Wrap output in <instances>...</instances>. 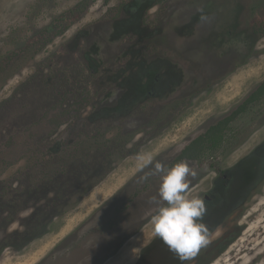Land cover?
I'll list each match as a JSON object with an SVG mask.
<instances>
[{"label": "rangeland", "instance_id": "374dc122", "mask_svg": "<svg viewBox=\"0 0 264 264\" xmlns=\"http://www.w3.org/2000/svg\"><path fill=\"white\" fill-rule=\"evenodd\" d=\"M263 17L264 0H0V264H34L84 224L86 238L105 233L135 183L146 233L108 264L146 249L143 264H264V95L181 160L205 205L195 255L155 236L150 200L155 164L180 162L264 80V35L251 30Z\"/></svg>", "mask_w": 264, "mask_h": 264}, {"label": "clouds", "instance_id": "9594fccd", "mask_svg": "<svg viewBox=\"0 0 264 264\" xmlns=\"http://www.w3.org/2000/svg\"><path fill=\"white\" fill-rule=\"evenodd\" d=\"M151 162L150 156L144 161ZM155 170L161 174V182L158 196L150 198L157 204V212L151 219L153 232L182 261L187 260L207 243L208 229L200 222L205 212L204 202L186 193V178L192 171L186 162L180 161L171 167L157 162Z\"/></svg>", "mask_w": 264, "mask_h": 264}, {"label": "flooded vegetation", "instance_id": "af4514ba", "mask_svg": "<svg viewBox=\"0 0 264 264\" xmlns=\"http://www.w3.org/2000/svg\"><path fill=\"white\" fill-rule=\"evenodd\" d=\"M194 140H192L187 146H185L182 149L181 153L177 156L176 161L178 160L181 161L185 159L189 161L197 160L200 154L206 152V147L200 144L199 147L196 149L194 157L192 158L183 157V158L178 159V157L182 154V152L188 146L192 145V142ZM219 175H223V173L220 172ZM222 177H225V175H223ZM137 189L141 190L142 187L136 185L135 183L133 190L130 192V195H135L136 200L131 202L132 204L129 207H126L125 209L120 211L121 206L119 204L123 202L121 200L118 201L120 202L119 204L118 202H115L112 205V207L108 211L107 222H108V226L110 227L108 231H106L103 234H101L100 231H97L92 236L89 235L86 238V234L82 230L86 225L84 224L81 226L80 229H77L76 232L73 231L68 236H66L64 239H62L60 242H58L56 245H54L53 248L48 253H46L39 261H37L34 264H62L68 257H70V255L74 251H78V250H80L83 255H81L80 259L76 261L75 263H69V264H108L111 260L113 261L116 255L121 253L122 251L121 249L123 247L126 248L135 239L142 237L146 233V226L148 223L147 211H145L144 206L140 208L134 205L136 201L142 204L138 200V197L139 195H142L143 193L137 191ZM153 189L154 191L151 193V195H158L159 185L154 186ZM156 205L157 204L153 203V206H155L157 209ZM102 210L103 209H100L99 211H102ZM121 214L122 215L125 214L124 218L119 217V215ZM95 216L96 215H94V217ZM95 220L97 219L93 218V220L91 221L95 222ZM100 222L99 224H97L96 222L94 227L95 226L99 227ZM107 235L109 236V239H107L108 244L105 247H103L102 250L97 249L98 247L101 246L103 242L102 237L106 238ZM78 242H81V244H79V248L73 249L74 245L77 244ZM104 244H105V241L103 242L102 246H104ZM158 244H159V238L153 241H149L146 247H149L150 248L149 250H152L155 246L157 247ZM90 249H92L91 253L85 255V253L88 252ZM148 253H152V251H148V249L144 250L143 252L140 251L139 259L135 261L134 264H143L144 258L145 259L148 258L146 256V254Z\"/></svg>", "mask_w": 264, "mask_h": 264}, {"label": "trees", "instance_id": "16d2710c", "mask_svg": "<svg viewBox=\"0 0 264 264\" xmlns=\"http://www.w3.org/2000/svg\"><path fill=\"white\" fill-rule=\"evenodd\" d=\"M251 30L258 37H262L264 35V17L253 20ZM263 95L264 80L259 83L256 89L253 90L233 111H231L221 120L217 121L214 125L210 126L204 135H201L200 137L195 139L192 142V145L188 146L178 157V159L183 157H194L196 149L199 147L200 144L204 145V147L206 148H208V146L217 145V142L219 141V139H221L223 130L227 127L229 122L233 120L238 114L242 113L246 109L248 104L253 103Z\"/></svg>", "mask_w": 264, "mask_h": 264}, {"label": "bare ground", "instance_id": "6f19581e", "mask_svg": "<svg viewBox=\"0 0 264 264\" xmlns=\"http://www.w3.org/2000/svg\"><path fill=\"white\" fill-rule=\"evenodd\" d=\"M93 203H94V202H93ZM71 222H72V221H70V222H68V223L66 224V227L64 228V230L70 226V223H71ZM70 228H71V227H70Z\"/></svg>", "mask_w": 264, "mask_h": 264}]
</instances>
